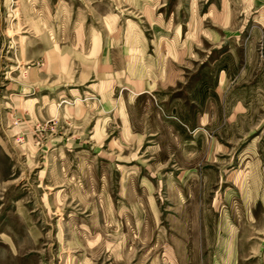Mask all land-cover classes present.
I'll list each match as a JSON object with an SVG mask.
<instances>
[{
    "label": "rangeland",
    "instance_id": "rangeland-1",
    "mask_svg": "<svg viewBox=\"0 0 264 264\" xmlns=\"http://www.w3.org/2000/svg\"><path fill=\"white\" fill-rule=\"evenodd\" d=\"M135 1L0 0V264H264V110L232 127L214 102L192 128L143 98L131 123L156 135L123 136L72 59L104 18L139 20Z\"/></svg>",
    "mask_w": 264,
    "mask_h": 264
},
{
    "label": "crops",
    "instance_id": "crops-1",
    "mask_svg": "<svg viewBox=\"0 0 264 264\" xmlns=\"http://www.w3.org/2000/svg\"><path fill=\"white\" fill-rule=\"evenodd\" d=\"M155 2L136 0L139 20L120 27L113 16L104 18V29L90 32L86 50L79 39L72 45V59H79L84 81L105 98L106 113L117 105L126 120L120 135H156L138 132L131 123L132 108L143 98L192 128L208 126L214 102L226 105L221 117L232 127L264 110V61L256 53L258 45L264 48V0H204L205 10L194 22L165 18L158 11L164 3ZM155 114L153 120H161Z\"/></svg>",
    "mask_w": 264,
    "mask_h": 264
}]
</instances>
